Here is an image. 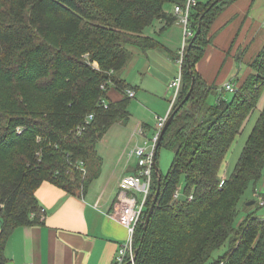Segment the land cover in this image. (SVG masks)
Listing matches in <instances>:
<instances>
[{
  "label": "trees",
  "instance_id": "obj_1",
  "mask_svg": "<svg viewBox=\"0 0 264 264\" xmlns=\"http://www.w3.org/2000/svg\"><path fill=\"white\" fill-rule=\"evenodd\" d=\"M216 1L197 2L190 11V27L200 32L185 47L183 83L172 113L177 111L155 151L157 162L162 147L174 158L166 174L153 171L145 217L134 235L139 252L134 263L127 256L122 264H264V215L252 211L236 223L243 196L264 177V106L233 172L221 179L233 142L264 94V46L231 98L222 92L210 104L217 86L207 84L196 63L211 43L212 23L235 0ZM173 3L186 4L0 0V264L7 261V240L17 227L43 223L36 191L44 181L77 193L100 175L98 142L130 117L131 85L118 74L129 47L162 50L178 61L179 52L146 33L158 19L166 26L176 21L165 11ZM193 79V91L181 105ZM110 86L125 97L110 100ZM159 179L161 193L144 229Z\"/></svg>",
  "mask_w": 264,
  "mask_h": 264
},
{
  "label": "crops",
  "instance_id": "obj_2",
  "mask_svg": "<svg viewBox=\"0 0 264 264\" xmlns=\"http://www.w3.org/2000/svg\"><path fill=\"white\" fill-rule=\"evenodd\" d=\"M177 5L165 6L167 14L177 17L174 23L166 26L165 19H158L151 26L152 30L148 32L149 27L146 33L156 37L170 51L180 53L184 25L175 11ZM210 35L211 43L196 68L207 84L217 86V91L208 99L214 103L223 92V84L231 82L238 86L237 80L248 74L249 63L264 46V0H235L217 16ZM129 65L134 67L137 76L132 77L126 70ZM245 66L248 69L243 73ZM178 71L177 61L166 52L157 49L143 51L130 46L129 59L118 74L135 90V97L140 93L142 100L154 97L169 101V83ZM158 85H162V92L157 90ZM107 95L112 101L125 97L114 86L109 87ZM167 107L158 112L164 113ZM132 115L130 111L127 122L117 123L128 124ZM142 127H149V123L142 122ZM123 158L122 155L121 160ZM125 165L129 167V161ZM136 169L137 166H130L127 174ZM101 174L102 171L96 179ZM123 177L115 184L108 179L100 190L93 185L94 179L85 192L77 193L44 181L36 191L39 204L45 210L43 223L20 226L12 232L7 240V261L4 264H114L121 244L129 236L128 229L116 215ZM227 177L223 170L221 179Z\"/></svg>",
  "mask_w": 264,
  "mask_h": 264
},
{
  "label": "rangeland",
  "instance_id": "obj_3",
  "mask_svg": "<svg viewBox=\"0 0 264 264\" xmlns=\"http://www.w3.org/2000/svg\"><path fill=\"white\" fill-rule=\"evenodd\" d=\"M199 2H204L205 0H198ZM207 1V0H206ZM153 27L148 29V32L152 30ZM184 38V32H183ZM136 48H134L135 50ZM132 64V61L129 62ZM178 67L180 64L178 63ZM94 65H96L94 63ZM248 67L243 68V73L247 71ZM131 76H137L135 73L134 67L129 65L126 69ZM170 89V100L173 97V90ZM157 90L162 92V85H158ZM226 99H230L232 96L231 92H227ZM140 93L135 97L131 98L129 103L130 111L132 112V118L130 122L126 125H121L119 123L113 124L108 130L104 138L98 142L97 149L103 157V166L101 176L94 180L93 185L97 189H103L104 184L109 180L113 184L117 182L122 176L127 175L129 171L127 169L130 166H137L138 158L134 155H131V151L138 148L146 146V142L151 143L153 135L156 133V123L157 116H166L168 109L170 107V100L166 101L162 98L149 97L147 100H142ZM212 104V100L208 101ZM168 106V107H167ZM264 106V94L260 99L257 108L250 115L248 120L245 122L241 133L237 136L236 140L233 142V145L225 159L224 173L228 176L233 172L239 157L246 145V142L253 131L259 117L261 110ZM167 107V110L164 113H159L158 111L161 108ZM142 122L149 123V127H142ZM144 130V132H143ZM145 133V135H144ZM147 151H151L150 146H148ZM124 156L121 160V156ZM174 154L169 149L162 147L159 150L158 156V167L162 173L166 174L172 164ZM129 161L130 166L127 167L125 162ZM225 175V174H224ZM264 192V177L259 183L256 190L251 186L245 195L243 196L241 202L239 203V215L237 216L236 223H240L249 212L256 211L258 215H264V207H260L258 204L257 194H262ZM255 201L253 204H249L250 201ZM223 248L217 250L213 254V258H217L220 254L225 251Z\"/></svg>",
  "mask_w": 264,
  "mask_h": 264
},
{
  "label": "built area",
  "instance_id": "obj_4",
  "mask_svg": "<svg viewBox=\"0 0 264 264\" xmlns=\"http://www.w3.org/2000/svg\"><path fill=\"white\" fill-rule=\"evenodd\" d=\"M197 3L196 0H188L185 6L177 5L175 7L176 13L179 15L180 21L184 25V38L183 46L180 50V57L178 63L180 64L179 71L174 78L169 83V88L173 90V97L170 100V107L166 116H157L156 123V133L151 139V143L148 141L145 143L146 146L138 147L131 151V155H134L138 158L137 169L132 173L125 175L120 182V192L118 194V205L116 207V215L118 220L128 229L129 236L124 241L117 253L114 264H122L127 256H130L131 259L135 254L134 247V235L138 224L145 217V212L147 210V200L151 193L152 183H153V171H154V158L157 144L160 139L161 131L164 128L169 116L172 113V110L177 103L179 98L182 83V63L184 60L185 47L188 44V41L194 35V31L190 27L189 16L192 6ZM102 89L106 90V84L102 85ZM235 86L231 82L223 84L221 91L223 92H234ZM127 94L130 98L135 97L136 92L134 89H127ZM101 103L105 108H108V100L103 98ZM94 118V114L88 116V122ZM83 128L80 127L78 130L81 131ZM144 132V130H143ZM145 135V133H144ZM148 146H150L151 151H147ZM83 172H86L84 165L81 166ZM180 191L175 193V197H178ZM258 204L261 207H264V192L262 194H257ZM28 264H35L29 262Z\"/></svg>",
  "mask_w": 264,
  "mask_h": 264
},
{
  "label": "water",
  "instance_id": "obj_5",
  "mask_svg": "<svg viewBox=\"0 0 264 264\" xmlns=\"http://www.w3.org/2000/svg\"><path fill=\"white\" fill-rule=\"evenodd\" d=\"M217 1H219V0H217ZM217 1H216V2H217ZM216 2H214V3H216ZM199 32H200V30H197V31H196V33L194 34L193 41L197 38V36L199 35ZM194 83H195V79H193L192 86H191L189 92L187 93L185 99H184L183 102L181 103V105H183V104L189 99V97H190V95H191V93H192V91H193V88H194ZM176 111H177V110H176ZM176 111L173 112V113L169 116V118H168V120H167V122H166L164 128H163L162 131H161V135H160L159 142L162 140V138H163V136H164V134H165L167 128H168L169 125L171 124V122H172V120H173V118H174V115H175ZM153 166H154V170H155L156 172H159L160 169H159V167H158L156 157L154 158V164H153ZM160 193H161V179H159V183H158L157 190H156V193H155L154 198H153V202H152V204H151V206H150V208H149V210H148V213H147V215H146L144 229L147 228V226H148V224H149V222H150L151 216H152V214H153V212H154V210H155V207H156V205H157V202H158V199H159ZM254 202H255V201L252 200V201H250V202H248V203H249V204H253ZM138 252H139V249H137V250L135 251V254H134L133 258L131 259V261H132L133 263L135 262V260H136V258H137Z\"/></svg>",
  "mask_w": 264,
  "mask_h": 264
}]
</instances>
